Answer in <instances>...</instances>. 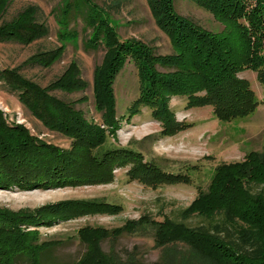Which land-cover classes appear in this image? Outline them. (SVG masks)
I'll return each mask as SVG.
<instances>
[{
  "label": "rangeland",
  "instance_id": "rangeland-1",
  "mask_svg": "<svg viewBox=\"0 0 264 264\" xmlns=\"http://www.w3.org/2000/svg\"><path fill=\"white\" fill-rule=\"evenodd\" d=\"M89 1L106 12L108 25L120 40L143 46L153 56L173 58L179 55L156 21L154 13L158 11L153 13V8L163 6L165 0ZM63 2L0 0V26L5 28L6 24L22 14L27 20L29 13L28 16L37 25L42 24L47 28L45 35L29 42L19 40L15 34H4L6 38L0 39V71L13 70L39 87H45L59 77L70 63L75 64L84 84L72 86L66 91H48L49 94L70 104L87 121L103 128L108 145L138 151L141 161L155 166L166 175L180 176L177 181L154 182L151 179L143 181V177L138 176L130 178L127 171L137 161L127 159L112 166L111 179L105 183L87 182L29 189L15 184L0 186V211L9 219L16 220L14 228L18 231L34 232L29 234L28 239L34 245L48 246L43 258L54 263L70 264L90 249V263L99 260L102 264H126L134 260L135 264H250L246 258L231 254L218 238H187L180 228L173 229L166 218L193 227L206 225V218L195 215L180 218L179 210L190 208L185 212H210L216 207H227L231 215H243L245 195L240 187L243 180L240 174L238 183L233 187L228 174H221V180L215 184L214 190L210 189L209 183L217 165L240 161L249 151L261 156L252 166L250 179L257 182V188L253 187V190L264 184V86L257 81L255 71L245 68L237 72L238 77L246 79L256 101L250 114L223 121L214 115L211 104L187 106L186 95L169 94L164 98L166 107L172 118L183 127L172 135H163L160 134V119L151 114L153 107L139 100L137 64L129 52L122 50L118 57L124 61L117 69L114 66L116 72L113 75V72L111 75L109 72L103 80L112 103L114 126L110 127L102 121V108L96 106L97 102L98 105L102 104V98L105 99L102 87L96 85L95 88L92 84L108 65L112 50L109 51L104 44L85 48L84 42H90L87 40L90 31L79 19L74 25L69 24V28L76 31V36L67 38L61 33V24L57 23V19L61 18ZM171 3L173 13L188 18L207 32L224 33L230 26L194 0H172ZM14 31L22 34V26ZM58 48L59 55L49 64L42 65L38 61L40 56L42 59L49 54L47 52ZM154 68L158 72L173 70L158 62ZM201 94L202 91L196 93ZM0 112L7 123L22 125L41 141L65 150L74 147L65 135L45 128L18 101L16 94L8 89L1 78ZM197 195L205 197L191 204ZM70 201H106L119 204L120 208L111 212L69 210V216L54 218L47 223L39 219L38 223L24 225L23 220H18L21 214ZM128 220L139 221L134 227L123 230ZM163 221L165 223L160 225ZM88 227L103 228L107 234L101 237L99 233H94L93 237V232L88 231L81 238L79 231ZM157 229L159 232L154 240ZM0 248H7V245H0ZM16 264L25 262L18 261Z\"/></svg>",
  "mask_w": 264,
  "mask_h": 264
},
{
  "label": "trees",
  "instance_id": "trees-1",
  "mask_svg": "<svg viewBox=\"0 0 264 264\" xmlns=\"http://www.w3.org/2000/svg\"><path fill=\"white\" fill-rule=\"evenodd\" d=\"M194 1L211 11L221 21H227L230 26L228 25L224 33L207 32L188 18L173 13L172 0H165L163 6L153 8V13L158 11L154 13L156 21L179 53L178 56L167 58L153 56L143 46L120 40L108 25L106 12L89 0H64L61 18L57 19V23L61 24V33L67 35V38L76 36V31L69 28V24L74 25L79 19L90 31L87 40L91 43L85 41V48L104 44L109 47V51L112 50L108 65L100 76H95V84H92L95 88L96 85L102 87L105 99L102 98V104L98 105L97 102L96 106L103 109L102 121L110 127L114 126L111 116L112 103L103 80L109 72L110 75L113 72V75L116 72L114 66L117 69L124 61L118 57L122 50L129 52L137 64L140 80L139 100L153 107L151 114L161 121L160 134L172 135L183 127L172 118L166 107L164 98L169 94L186 95L187 106L211 104L214 115L223 121L243 117L253 111L256 105L253 92L246 79L238 77L237 72L245 68L255 71L257 81L264 86V0ZM28 15L29 13L26 15L28 21L22 14L13 19L12 23L6 24L5 28L0 26V39L6 38L4 34H15L19 40L29 42L45 35L46 26L37 25L38 23ZM20 26L23 29L22 34L14 33ZM59 51L60 48L51 50L42 59L40 56L38 61L47 65L59 55ZM157 62L173 70L156 71L154 66ZM0 78L45 128L65 135L74 144L73 148L65 150L41 141L22 125L7 123L0 112V186L15 184L20 188L29 189L87 182L105 183L111 179L112 166L127 159L130 162L137 161L136 165L127 171L130 178L138 176L143 177V181L151 179L153 182L178 180L180 175H166L155 166L141 161L138 151L108 145L103 128L87 121L82 113L73 109L70 104L49 94L48 91H66L72 86L84 84L78 76L75 64L70 63L59 77L45 87H39L9 69L1 70ZM198 91H202V94L196 95ZM96 147L99 148L92 152L91 149ZM257 157L261 158L256 152L249 151L240 161L217 165L209 183L210 189L214 190L221 176L228 174L233 187L238 183L240 174L243 178L240 187L245 195L243 215H231L227 207H216L210 212L197 210L188 213L185 211L190 208H182L178 212L180 218L185 219L191 215L204 217L206 225L191 227L170 218H166V221L173 229L183 230L187 238H218L221 244L224 242L222 245L231 254L246 258L250 264H264V184L253 190V187L257 188V182L250 179ZM204 197L197 195L191 204ZM118 208L119 204L106 201H70L42 207L33 213L21 214L18 220H23L24 225L38 223L39 219L47 223L54 218L69 216V210L111 212ZM138 221L128 220L124 223L123 230L134 227ZM15 222L16 220L9 219L0 211V245H7V248H0V264H16L18 261L25 264H59L46 261L43 257L48 246L34 245L28 239L29 234L34 232L18 231L14 228ZM164 223L165 221L160 225ZM88 231L93 232V237L94 233H99L101 237L107 234L103 228L88 227L79 231L80 237L83 238V234ZM158 232L159 229L155 230L154 240ZM87 250L80 259L70 264H102L99 260L88 262L90 249ZM126 264H135V261L129 260Z\"/></svg>",
  "mask_w": 264,
  "mask_h": 264
}]
</instances>
